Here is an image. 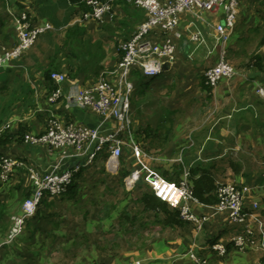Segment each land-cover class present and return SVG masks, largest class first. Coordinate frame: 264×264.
Instances as JSON below:
<instances>
[{
  "label": "crops",
  "instance_id": "0c3cea01",
  "mask_svg": "<svg viewBox=\"0 0 264 264\" xmlns=\"http://www.w3.org/2000/svg\"><path fill=\"white\" fill-rule=\"evenodd\" d=\"M111 1L112 15L99 22L87 19L85 15L90 9L72 0H0V42L6 49L12 50L18 43L16 19L20 12L26 11L35 26H51L49 31L38 36L28 54L14 61L11 68H0V138L8 134L15 136L8 144L0 145V158L8 157L22 164L16 169L9 185L0 186V264H5L9 256L16 261L26 257L28 263H23L29 264L36 259L33 255L39 256L40 244H47L52 239L55 241L58 237L64 243L71 244L68 247L71 251H74L72 248L75 244L74 247L82 251L88 264H194L188 255L190 250L206 258L209 264H259L257 260L264 255L257 248V239L253 238L246 254L244 250L236 248L233 238L244 231V225L235 224L226 212H219L217 203L195 206V212L208 219L203 230L187 222L168 224L166 215L147 211L142 196L147 189L152 193L149 185L141 179L129 188L126 182L139 168L129 151L119 159L117 167H113L104 148L89 163L86 157L79 160L64 158L62 151L17 140L16 134L22 129H25L26 136H41L53 119L61 122L72 120L99 128L104 135L111 133L113 123L101 122L88 109L76 106L67 109L65 100L52 104L49 101L52 87L47 79L50 70L64 72L67 82L54 86L69 94L74 86L82 89L95 84L101 77L112 76L121 60L122 43L135 32L146 14L126 0ZM244 6V41L236 43L234 49L244 47L245 54L254 53L263 58L262 69L249 66L247 61L244 72L239 71L238 77H234L246 89L243 97L245 103L227 107L226 112H222L224 115L219 117L217 123L211 124L205 134L202 131L194 134L192 130L187 137L184 135L178 140L171 133L177 124L176 118L178 120L180 114L194 115L198 110L190 113L188 110L156 108L158 112L144 125L142 109L146 98L153 96L155 88L177 90L174 70L181 63L190 62L192 55L204 52L199 51L203 49L202 46L191 44L187 36L180 42L178 61L154 81L152 89L145 96L136 93L134 81L133 132L136 137L139 133L146 137L147 127L159 132L160 143L162 141L164 145L162 152L168 155L151 154L157 159L148 161L154 170L166 163H179L184 167V172L189 167L203 168L209 171L217 185L230 183L244 189L245 211L256 214L264 222V169L260 164L264 159V98L258 94L250 95L248 90H258L264 86V0H244ZM209 16L211 24L205 38L214 46L215 31L211 27L218 22L223 23L224 17L216 14ZM188 25L189 21L181 27L185 30ZM77 28L80 32L72 35ZM239 38L235 32L230 49L234 45L232 41L237 42ZM217 56L218 51L212 57L213 65L217 62ZM112 68V71H108ZM200 70L193 72V81L197 82L198 94L208 97L200 84ZM231 80L224 81L222 89L212 91L210 101L214 102L217 111L221 110L222 105L219 104H223L224 99L229 96L232 102L237 99L230 89ZM218 96L221 102L217 100ZM167 122L173 126L165 127ZM178 137L176 135V139ZM178 159H182V162H176ZM78 164L83 172L76 179L79 186L73 193L65 197L46 196L42 213L38 219L30 222L27 234L23 232L20 239L7 243L27 193V174L36 172L46 175L55 169L63 171ZM108 179L112 180L109 182L111 185ZM255 204L257 209L254 208ZM247 223L246 226L256 230L257 225L253 220L249 219ZM24 242L31 243L35 248L32 254L22 252L20 247ZM214 242L227 246L224 256L211 249Z\"/></svg>",
  "mask_w": 264,
  "mask_h": 264
},
{
  "label": "built area",
  "instance_id": "2783aa9c",
  "mask_svg": "<svg viewBox=\"0 0 264 264\" xmlns=\"http://www.w3.org/2000/svg\"><path fill=\"white\" fill-rule=\"evenodd\" d=\"M134 8L146 14L143 21L132 36L121 45L122 57L119 65L111 77H101L95 84L80 89L74 86L69 94L60 88L54 90L49 101L57 104L65 100L66 108L72 106L85 108L95 113L101 122L113 123L110 134H102L99 128H92L78 122L68 120L61 122L53 119L49 129L41 136H26V142L32 146H42L50 150L64 152V158L79 160L88 158L91 163L100 152L106 149L109 163L117 167L125 148L132 154L138 164L126 180L129 188L143 179L149 185L152 194L161 202L166 203L172 210L179 213L184 222L194 224L198 230H203L207 218L195 212V206L200 202L195 198L189 181V171L183 174L180 183L169 182L155 171L148 161L157 160L147 153L133 132L132 95L135 91L133 73L138 70L145 78L153 79L169 69L177 58L180 42L188 36L191 44L208 46L205 32L194 30L195 23L182 29V16L191 15L195 19H202L198 12H209L223 16L224 22L215 24V44L212 50L218 51L217 62L205 70L203 76L214 89L222 80L232 79L237 75L233 65L228 61V46L235 34L239 6L242 0H126ZM90 10L87 19L102 22L106 16L112 15L111 0H82ZM17 32L18 43L12 50L6 49L0 42V68H11L12 63L30 50L38 36L51 29L50 25L35 26L26 11L18 14ZM204 21V18H203ZM205 22V21H204ZM210 27V24L208 23ZM168 66L167 69L164 66ZM51 80L58 86L67 82V75L53 70ZM260 95H264L261 88ZM70 151V153L68 152ZM68 152V153H67ZM176 162H182L178 159ZM264 169V162H263ZM11 158H0L1 179L7 181L13 170L21 167ZM80 170V164L71 169L51 171L46 175L36 172L31 174V196L22 205L20 214L14 220L7 243L15 241L23 234L26 222L34 218L41 202L46 196L58 197L73 181V177ZM217 210L226 212L235 224L244 225V231L236 234L233 244L244 250L250 240L257 239L258 250L264 253V222L253 213L245 211V190L234 184H220L217 190ZM257 204L254 208L257 209ZM251 219L257 225L256 230L246 226ZM211 249L219 255L227 253V246L221 242L215 243ZM194 264H209V261L199 256L195 250L188 252Z\"/></svg>",
  "mask_w": 264,
  "mask_h": 264
},
{
  "label": "rangeland",
  "instance_id": "374dc122",
  "mask_svg": "<svg viewBox=\"0 0 264 264\" xmlns=\"http://www.w3.org/2000/svg\"><path fill=\"white\" fill-rule=\"evenodd\" d=\"M244 8H245L244 0H242V2L240 3V6H239V17H238V35L240 38H239V40L237 39V42L244 41ZM198 13H199V15H201V14L203 15L202 19L197 20L193 16L185 14L181 18L182 24H185L188 21H189V23L194 22L195 23V28L193 27L194 30H198V31H202V32L207 31L209 29L208 23L211 24V19H210L209 14H212V13H209V12H198ZM203 18H204L205 22L203 21ZM239 22H240V24H239ZM207 44H208V46H202L203 49L201 48L199 50L202 52L204 51L203 53H201V54L197 53L198 55L197 54L192 55V60L190 62L181 63V66H179V68L177 70H174L173 74L176 73L175 74L176 75L175 83H177V85H178L177 90H175L174 88L173 89H169V88H163V89L158 88L157 89V88H155L153 96H151V97L149 96V98H146V101H145V103L143 105V109H142V111H143L142 116L145 120L144 125L147 124L148 120H152L155 112H158V110L156 108L160 109V108L167 107V108L174 109L177 111L179 109L188 110L190 113L196 109L198 111H196V113L194 115L183 116L182 114H180L178 117V120L176 118L177 124L175 123L174 127L172 128V131H171L172 137H174L175 140L180 139L184 135H185V137H187L188 134L192 130L195 131L194 134L199 133L201 131L205 134V130L211 124L217 123L219 117L224 115L227 107L237 106V104H241L244 102L243 97H244V92H246L245 91L246 89L244 90V85L240 84L239 81L237 82V80L235 78H237L238 75L240 74L239 71L244 72L245 62L248 61L247 63L249 64V58L251 56H253L254 53H252L250 55L244 54V47H243L244 45H242L241 47H243V48H241L237 51H234L231 54L230 61L229 60L228 61L233 65V68H234L235 72L237 73V75L235 76V78L233 77L232 80L230 81V82H232L230 89H231V91L235 92L234 95L237 99H235V102H232V98L229 96L228 99L223 100V104H219L220 106L222 105L220 107L222 111L221 110L217 111V109L215 108L216 106H214V102L212 103V101H210L209 97H206L205 95H203L201 93L198 94V92L196 91V90H198L197 89V82L193 81L194 80L193 79V72H195L196 69H201L199 72L203 76L205 70L208 69L209 67L213 66L214 58H212V57H214L216 55V50H212L210 42L207 41ZM234 46H235V44L232 46V48ZM253 46L256 47V44H253ZM193 47H195V46H193ZM205 48L207 50H205ZM30 51L31 50L25 52L22 56H25ZM75 51L77 52V50H75ZM177 56H178V54H177ZM177 61H178V59L176 58V62ZM112 70H113V68L108 69V71H112ZM62 73H64V72H62ZM170 81H172V80H169V82ZM224 81H226V80H222L220 82V84L217 87L218 89H222V87L224 86L223 83H225ZM194 82H195V85H193ZM261 89H262L263 94H264V86L261 87ZM248 90H249V92H251L250 95H254V96H257V94L260 95L258 93L259 90H256V89L251 90L250 88ZM203 96H204V98H201ZM260 96L264 98V95L263 96L260 95ZM136 97H137V95H136ZM217 100L220 101L219 96L217 97ZM222 112H224V113H222ZM169 125H170V123L167 122V124H165V127L168 126L167 128H169V127L173 126L172 124H171L172 126L171 125L169 126ZM165 127H164V130L166 129ZM200 127H201V129H199ZM178 129H179V132H178ZM196 130H198V131H196ZM176 135H179V137L177 139H176ZM36 137H38V136H36ZM190 142H192V141H190ZM163 146L164 145L161 141L159 147H157L156 149H152V150L147 151L145 148L146 147L145 143L141 144V147L147 153L152 154L154 156L159 155V154H161L163 156L168 155V153L162 152ZM125 152L127 153L128 149L127 150L125 149L124 153ZM162 158H164V157H162ZM260 162H261L260 164L262 165L264 162V159ZM25 173H27V171H25ZM30 175H31V173L29 172V174H27V180H26V187L27 188L25 189L27 193L31 192V190L33 188L32 181L30 179ZM29 180H30V182H29ZM109 182H112V180L108 179V183ZM109 184L111 185V183H109ZM23 202L24 201H22L21 204ZM60 223H63V222H60ZM56 224H59V223L57 222ZM13 227H14V225H13ZM27 227L28 226L24 227L23 232L26 233ZM28 230H29V228H28ZM17 242H15V243H17ZM251 243H253V242L250 240L248 245L244 248V254L249 252L248 247H250ZM69 245H71V244L64 243V241L61 237H58L55 241H54V239H52L47 244H40V248H41L40 251L41 252L38 251L39 256L37 257L36 255H33V257L34 258L36 257V259H34L29 264H88L86 261L87 259L82 256V251L79 248L74 247L75 244H73V248H72L74 251H71L70 249H68ZM76 245H78V244H76ZM22 246L25 249L23 247H20V249L22 250V252H24L25 255L32 254V250L34 247L32 246L31 243L26 244L24 242L22 244ZM85 247H87V246L85 245ZM238 249L240 250V248H238ZM82 250H84V249H82ZM263 255H264V253H263ZM9 257L10 258L7 260V262H5V264H14L15 262H16V264H24L23 261L25 263H28V260L26 257L23 260H17V261L13 258V256H9ZM257 263L264 264V256L259 258L257 260Z\"/></svg>",
  "mask_w": 264,
  "mask_h": 264
},
{
  "label": "trees",
  "instance_id": "16d2710c",
  "mask_svg": "<svg viewBox=\"0 0 264 264\" xmlns=\"http://www.w3.org/2000/svg\"><path fill=\"white\" fill-rule=\"evenodd\" d=\"M104 1H106V0H104ZM72 2L79 4V5H82V6H86L85 4L82 3V0H72ZM145 20H146V16H144L143 21H145ZM239 24H240V22H239ZM78 32H80L79 28L73 30L72 35L76 34ZM235 32L238 33V21H237V26H236ZM69 37H71V34L69 35ZM234 41H232V43H234V44L238 43V42H234ZM234 51H237V50H235L234 47L230 49V45H229L228 46V55H227L229 61L231 58V54ZM121 57H122V55H121ZM252 65L257 66L259 69H262L263 68V58L258 54H254L253 56H251L249 58V66H252ZM52 71L53 70H50L48 72V75H47L48 82H49L50 86L52 87L50 93H52L56 89L54 86L55 83H53V81H51V78H50V74ZM133 78H134V81L136 82V93L137 94L139 93V96H145L152 89V84L154 83V81L158 77L153 78V79H147L138 70H135L133 73ZM200 84H201L202 89L207 92V94H208L207 96L210 99L211 95H212V91L214 88H212L207 83L204 76L201 77V83ZM24 130L22 129V130H20V132L18 134H16L17 140H24L25 141L27 133H25ZM170 131L171 130L168 129V133H170ZM145 132L148 135L145 137L139 133L137 135V141L140 144L145 143V145H146L145 148L147 151L152 150V149H156L157 147H159V145H160V136L158 134L159 132L157 130L153 131V129L150 127H147V129H145ZM154 132H156V133H154ZM14 138H15V136H12V134L5 135L3 138H0V145H3V146L6 145L9 142L13 141ZM16 169L13 170L12 174L9 176L7 181H4L1 179V170H0V186L1 187H3V186L6 187L7 185H9L11 178L14 177V175L16 174ZM187 170L189 171V181H190V184L192 186V190H193V194H194L195 198L200 203H204V204H216V203H218L217 190H218L219 185H217L215 183V180H214V178H212V175L209 173V171L204 170L203 168H199V167H197L196 169L189 167ZM156 171L162 177H164L166 180L172 181L174 183H180L181 182V176L183 175V172H184V167L179 163H177V164L166 163V164H163L161 167L156 168ZM81 172H83V170H79V172H77L74 175L73 181L65 188V191L63 193H61V195L59 197H65V196H68L71 193H73V191L79 186V184H77V182H76V179L79 178ZM122 175L124 176L125 173ZM140 187H142V185H140ZM146 189H147V186H146ZM30 196H31V192L26 193L24 195V201H25V199L29 198ZM142 201L144 202L145 209L147 211H153L155 214L162 213L163 215H166L167 216L166 221H168V224H171V223L182 224L184 222L183 220L180 219L179 213L177 211L172 210L166 203L161 202L159 199H157L149 191V189H147L146 192L143 194ZM43 203H45L44 200L41 202V205L39 207V210H38L36 216L34 218L28 220L24 227L31 224L30 222L33 219L39 218V216L42 213L41 207H42ZM215 243L216 242L211 244V246H213Z\"/></svg>",
  "mask_w": 264,
  "mask_h": 264
},
{
  "label": "water",
  "instance_id": "95a60500",
  "mask_svg": "<svg viewBox=\"0 0 264 264\" xmlns=\"http://www.w3.org/2000/svg\"><path fill=\"white\" fill-rule=\"evenodd\" d=\"M164 68H165V69H167V68H168V66H166V65H165V66H164Z\"/></svg>",
  "mask_w": 264,
  "mask_h": 264
}]
</instances>
